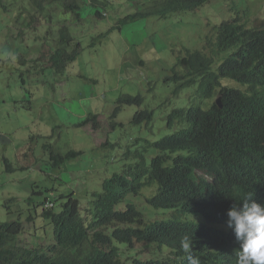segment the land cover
I'll return each instance as SVG.
<instances>
[{
	"label": "trees",
	"instance_id": "obj_1",
	"mask_svg": "<svg viewBox=\"0 0 264 264\" xmlns=\"http://www.w3.org/2000/svg\"><path fill=\"white\" fill-rule=\"evenodd\" d=\"M36 1L43 7V3L56 0ZM65 1L66 10L75 15L73 20H81L80 0ZM89 1L96 15L103 17L110 0ZM127 1L134 2V8L141 6L119 19L118 30L141 19L196 11L211 0ZM216 28L220 58L204 49L189 48L177 63L186 73L175 69L172 79L185 80L180 87L197 83L205 99L218 94L223 106L213 100L206 106L174 109L168 124L173 127L178 123L180 128L151 143L159 153L150 164L143 159L137 171L102 180L91 190L86 204L74 191L50 198L39 180L32 181L29 188L19 181L22 186L16 196L3 201L8 213H17L18 218L0 221V264H188L189 255L197 257L200 264H237L240 245L227 226V211L249 196L264 204V23L252 26L236 15ZM52 48L50 67L62 74L78 59L82 44L66 23ZM143 102L141 94L120 96L112 127L118 124L115 118L125 105L142 106ZM152 119L153 111L145 108L137 111L133 122ZM91 121L97 129L99 114L90 112L80 125ZM44 147L49 159L41 158L38 168L46 174L83 153L75 149L61 153L52 143ZM24 154L29 155L28 151ZM5 161L7 171L16 172L12 161L7 157ZM144 189V197L155 211L144 214L134 203L118 209L129 197L143 195ZM162 211H170L169 216L162 218ZM38 222L48 237L53 233L52 239L32 243L20 238L27 233L28 223L34 228ZM184 236L189 237L188 252L181 247ZM138 243L150 247V256L134 251ZM124 246L127 251L132 249L126 260L121 255Z\"/></svg>",
	"mask_w": 264,
	"mask_h": 264
},
{
	"label": "rangeland",
	"instance_id": "obj_2",
	"mask_svg": "<svg viewBox=\"0 0 264 264\" xmlns=\"http://www.w3.org/2000/svg\"><path fill=\"white\" fill-rule=\"evenodd\" d=\"M56 1L41 7L36 0H0V221L18 218L17 213H8L3 201L16 196L21 184L29 188L32 181L39 180L50 198L74 191L86 204L91 190L102 180L137 171L143 159L150 164L159 153L151 143L180 128L178 123L168 124L174 109L206 106L218 98L217 94L205 99L197 83L180 87L185 80L172 79L175 69L186 73L177 66L179 58L190 48L204 49L218 60L216 27L236 15L252 26L264 23V0H211L196 11L141 19L122 30L115 27L119 19L141 5L134 8L132 1L110 0L101 17L89 0H80L82 19L74 21L75 15L64 6L66 1ZM66 23L82 49L78 59L57 74L50 67L49 56ZM125 94H141L144 102L142 106L125 105L115 118L118 124L112 127L117 100ZM145 108L153 111L152 121L134 123L137 111ZM90 112L99 114L97 129L93 121L80 125ZM46 143L61 153L71 149L83 153L42 173L40 159H49ZM5 157L18 168L16 172L7 171ZM25 166L32 169L23 170ZM42 168L47 170L44 164ZM155 187L158 189L157 184ZM145 192L129 197L118 209L134 203L144 214L155 211ZM169 213L162 211V218ZM41 226L38 222L33 228L28 223L27 233L20 238L32 243L52 239L53 233L48 237ZM136 250L150 256L149 246L138 243ZM131 251L121 254L124 260Z\"/></svg>",
	"mask_w": 264,
	"mask_h": 264
},
{
	"label": "clouds",
	"instance_id": "obj_3",
	"mask_svg": "<svg viewBox=\"0 0 264 264\" xmlns=\"http://www.w3.org/2000/svg\"><path fill=\"white\" fill-rule=\"evenodd\" d=\"M219 98L218 96L215 101L217 102ZM226 223L233 229L240 245L237 250V264H264V204L255 202L252 196H249L241 203L230 207L227 211ZM180 243L182 249L188 252L189 237H182ZM188 264H200V262L197 257L189 255Z\"/></svg>",
	"mask_w": 264,
	"mask_h": 264
},
{
	"label": "water",
	"instance_id": "obj_4",
	"mask_svg": "<svg viewBox=\"0 0 264 264\" xmlns=\"http://www.w3.org/2000/svg\"><path fill=\"white\" fill-rule=\"evenodd\" d=\"M217 102L221 105V107L223 106V105H222V102H221V98H219V99L217 100Z\"/></svg>",
	"mask_w": 264,
	"mask_h": 264
}]
</instances>
